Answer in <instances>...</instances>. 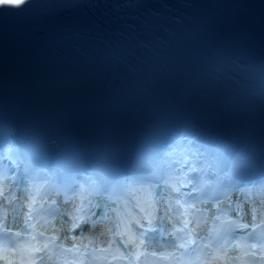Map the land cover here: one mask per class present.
<instances>
[{
    "label": "snow or ice",
    "instance_id": "snow-or-ice-1",
    "mask_svg": "<svg viewBox=\"0 0 264 264\" xmlns=\"http://www.w3.org/2000/svg\"><path fill=\"white\" fill-rule=\"evenodd\" d=\"M2 196H3V189H2V187H0V197H2ZM79 219H80V217H76V218L74 219L73 226H76V222H77ZM148 223L151 225V223H152L151 219L148 220ZM187 226H188V225H187V222H185V228H187ZM178 231H180V230H178ZM125 234L127 235V233H125ZM130 239H131V237H130ZM143 243H144V241L141 240V241L139 242V244L137 245V247H142V246H143ZM192 244H195V241L189 238V239L185 240L183 243H180V244L178 245V247H179V248H185L186 245H192ZM37 251H39V249H37ZM136 259L138 260V259H139V256H137Z\"/></svg>",
    "mask_w": 264,
    "mask_h": 264
}]
</instances>
